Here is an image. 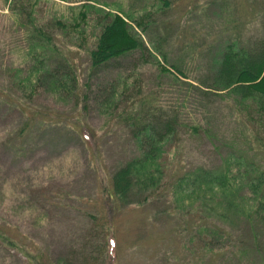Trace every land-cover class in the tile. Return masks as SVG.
<instances>
[{
    "label": "rangeland",
    "instance_id": "rangeland-1",
    "mask_svg": "<svg viewBox=\"0 0 264 264\" xmlns=\"http://www.w3.org/2000/svg\"><path fill=\"white\" fill-rule=\"evenodd\" d=\"M68 1L39 0L36 23L65 17L67 6L86 0ZM99 2L135 18L150 11L144 38L160 40L167 64L187 79L161 75L139 54L92 72L81 38L60 36L54 42L69 53L78 81L72 93L57 90L42 72L31 74L24 27L11 0H0V264H194L197 250L180 233L189 219L169 217L167 200L120 207L108 196L112 173L140 154L124 121L136 112L176 123L162 158L168 183L200 166L219 171L229 157L264 170V136L248 115L233 99L197 87L226 43L251 47L262 38L264 0ZM233 228L241 261L228 263L230 250L220 245L210 254L216 259L202 264H264L263 231L259 256L247 225Z\"/></svg>",
    "mask_w": 264,
    "mask_h": 264
},
{
    "label": "trees",
    "instance_id": "trees-1",
    "mask_svg": "<svg viewBox=\"0 0 264 264\" xmlns=\"http://www.w3.org/2000/svg\"><path fill=\"white\" fill-rule=\"evenodd\" d=\"M38 1L11 0V3L25 30L26 56L34 61L31 74L42 72L59 87L57 90L72 93L78 81L77 69L69 53H64L54 42L60 36L81 38L82 44L78 47H83L87 53L92 72L139 54L141 61L154 64L161 75L187 79L179 66L167 64L168 57L160 40L144 38L154 18L145 8L139 9L142 14L135 18L132 17L135 11L127 13L120 9L114 12L110 5L99 0H86L67 6V16L41 25L34 18ZM159 1L162 6H168L167 0ZM203 78L197 87L221 99H233L264 136V30L262 38L251 47L240 46L236 41L226 43L212 57ZM124 93V89L120 90L116 99L125 96ZM148 112L151 111L143 113L148 119L145 122L141 111L124 119L133 127L131 135L139 145L140 154L112 173L110 200L120 207H142L155 200H167L169 217L189 219V228H181L180 233L185 234V243L197 250L194 264H202L205 257H209V263L214 261L219 254H210L218 251L220 245L230 250V255L225 253L224 257L228 263L232 262L230 259L241 261L245 251L233 252L238 244L233 234L235 221L247 225L256 254L262 256L259 231L264 233V170L253 162L229 157L222 160L219 171L200 166L168 183L162 158L164 146L176 137V123L174 120L157 121L156 113ZM198 129V126H191L193 133ZM261 148L264 150V138ZM29 252L22 250L24 255Z\"/></svg>",
    "mask_w": 264,
    "mask_h": 264
}]
</instances>
